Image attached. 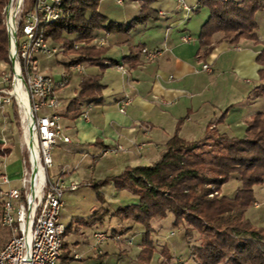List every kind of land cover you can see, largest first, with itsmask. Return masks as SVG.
Returning <instances> with one entry per match:
<instances>
[{"label":"crops","instance_id":"crops-1","mask_svg":"<svg viewBox=\"0 0 264 264\" xmlns=\"http://www.w3.org/2000/svg\"><path fill=\"white\" fill-rule=\"evenodd\" d=\"M183 3L155 0L151 5L159 13L158 19L147 20L129 32L95 29L93 44L102 43L106 47L103 67L80 62L83 70L79 71L71 65L68 84L56 93L59 104L55 111L70 140H60L53 147L55 158L60 160L53 175L65 182L79 183L69 193H75L83 185L94 186L109 179L99 186L103 200L96 197L87 219L100 207L104 210L101 219L107 217L112 222L109 237L99 253L93 247V232L100 228H92L82 215L78 219L68 216L66 224L59 213V220L65 226L60 264L85 258L96 264H122L121 261L140 264L137 256L142 241L135 243L133 239L143 232L144 226L132 219H119L113 214V206H109L117 203L118 208L136 203L137 197L126 189L115 188L110 179L127 167L155 162L175 133L179 120L177 133L185 140L203 137L211 126L228 136L242 137L247 120L264 109V96L252 95L260 83L257 57L264 58L263 31L256 26L258 41L249 38H241L235 44L220 41L208 55H201L198 34L204 18H197L193 27L188 23L198 12L199 2L183 0ZM98 9L109 20L126 24L138 14L140 4L130 0H101ZM143 47L157 49L159 54L148 60L141 53ZM203 63L209 65L208 70L202 69ZM119 64L125 71L117 67ZM7 71V62L0 60V89L6 86L3 75ZM90 75L100 76L103 89L97 98L82 101L76 116L67 104L77 94L82 79ZM125 97L129 103L121 112L120 100ZM11 107L0 105V143L9 140L5 131L11 125L7 115ZM113 144H120L125 150L102 156V150ZM97 164H103L102 168L96 170ZM88 166L90 173L85 170ZM253 206L258 208L260 203L255 201ZM152 238H155L153 232Z\"/></svg>","mask_w":264,"mask_h":264},{"label":"trees","instance_id":"trees-1","mask_svg":"<svg viewBox=\"0 0 264 264\" xmlns=\"http://www.w3.org/2000/svg\"><path fill=\"white\" fill-rule=\"evenodd\" d=\"M7 1L0 0V60L8 63V37L1 16ZM100 1L62 0V17L44 26L45 36L61 46L67 71L80 62L103 67L106 47L90 43L95 29L129 32L159 17L151 5L155 0H130L138 1L140 9L134 18L123 24L109 20L99 11ZM198 2L209 12L198 34L201 55H208L214 48L215 33H220L222 41L229 44L241 38L258 41L254 16L258 10H264V0ZM33 3L34 0H27L25 11ZM79 43L82 45L76 46ZM257 61L260 83L254 87L252 95L264 96V58L257 57ZM99 77L85 76L77 94L68 102L67 108L74 110L76 116L82 101L101 94L103 84ZM14 114L18 117L16 109ZM179 124L180 120L155 162L127 167L110 179L115 188L126 189L137 197L136 203L119 206L113 212L121 220L132 219L144 226L137 261L148 264L154 252L150 221L171 213L175 226L188 225L185 227L187 235L192 227L204 232L201 243L190 246L191 258L197 264H264V226L257 227L245 217L246 210L255 202L254 185L264 183V109L247 120L242 137L228 136L211 126L203 137L185 140L177 133ZM2 152L9 153L10 149L2 148L0 143V155ZM234 175L240 182L235 195H219L221 186ZM108 181L105 179L102 184ZM102 184L93 186L101 201L103 195L98 188ZM96 220L85 222L92 224Z\"/></svg>","mask_w":264,"mask_h":264},{"label":"built area","instance_id":"built-area-1","mask_svg":"<svg viewBox=\"0 0 264 264\" xmlns=\"http://www.w3.org/2000/svg\"><path fill=\"white\" fill-rule=\"evenodd\" d=\"M177 1L184 5L183 0ZM61 4L62 0H35L25 11L24 0H8L3 10L10 71L3 75L6 86L0 89V105H14L25 155L18 184L12 183L4 161H0V264H60L65 231L59 220L62 197L65 191H74L79 185L48 173L52 148L60 140H70L55 111L59 104L56 93L68 84L70 75L63 72L60 79H54L39 62L41 56L61 51L44 34L46 24L62 17ZM141 53L148 60L159 54L157 49L146 47ZM82 64L73 67L82 71ZM117 67L125 71L123 65ZM202 69L208 70L209 65L203 63ZM128 103V97L121 99L119 111L124 112ZM123 150L122 145L113 144L101 155ZM93 238V247L101 253L107 233L96 230Z\"/></svg>","mask_w":264,"mask_h":264},{"label":"rangeland","instance_id":"rangeland-1","mask_svg":"<svg viewBox=\"0 0 264 264\" xmlns=\"http://www.w3.org/2000/svg\"><path fill=\"white\" fill-rule=\"evenodd\" d=\"M26 5H27V0H24V7ZM194 14L195 15L193 19L188 22L190 24V27H193V25L195 26L196 23L195 20L197 18L198 19L204 18V20L207 18V16L209 15L208 8L205 6H200L198 12H195ZM1 16H3L2 12H1ZM254 17L257 21V28L261 29L264 34V10H259V12ZM221 38L222 35L220 33H215L213 34L212 37L215 43L222 41ZM49 42H51L52 44L54 43L57 46H60L58 45V43L54 42L51 38H49ZM90 43L94 45L93 38ZM80 45L82 44L79 43L76 46H80ZM65 59L66 57L62 55V48H61V51L56 55H52L48 57L47 56L40 57L39 60L40 67L46 73H51L55 77H60L61 72L69 73L68 71L64 70L65 68L63 61ZM9 67L10 66L8 64V71H10ZM14 110L15 108L11 107L10 110L7 112V115L10 118L9 121L11 125L9 126L8 131L7 132L5 131V133H6V138H8L9 140H7L5 144L1 142L2 148L4 147L10 149V154L2 152V154L0 155V161H4L6 165V172L10 177V179L12 180V183L18 184V178L20 177L22 160L25 155V150L21 146V130H20L19 116L17 117V115L14 114ZM5 125L6 127L8 126V124L6 123ZM55 152L56 150L52 148L51 150L52 165L48 169V173L50 175L53 174V172H55L58 169V164L60 162V160L55 158ZM4 154H8V155L5 157H1L4 156ZM102 166L103 164H97L95 168L96 170H99L100 168H102ZM85 170L86 172L89 173L91 172L89 166L85 167ZM239 187H240V182L236 178V175L231 176L230 179L221 186L219 195H226L228 197H233ZM253 189H254L255 201H258L260 203V207L255 208L252 204L246 210L245 217L248 218L253 225L260 227V226H264V183L259 185H254ZM62 200L65 205L64 207L61 208L60 213H61V219L63 220L64 223L66 224L68 223L69 221L68 216L71 215H73L75 218L77 217V219L80 217V215H82L84 217L83 220H88L87 218L89 217L91 212L90 207L94 202L97 201L95 188L93 186L83 185L75 193H69L68 191H65L63 193ZM109 206H113V209L116 210L118 204L114 203ZM103 213L104 210L99 207L98 209L92 212L89 220L92 218L93 220L97 219L95 223H92L91 227L100 228L98 230L105 231L107 234H109V231L111 229L110 226H112L111 224L112 222L110 223L107 217L101 219ZM173 219H174L173 215L171 213H168L163 218H154L152 220L151 227L153 229L151 228V234L153 232V237H155L152 238L154 244V252L152 253L148 264H170L176 261L177 262L182 261L186 264H197L191 258L190 246L199 245L201 243L204 232L200 229H196L192 227L190 228L191 230L190 234L187 235L185 233V227H187L188 225L186 224L184 226H175L173 224ZM90 230L91 229H89V231ZM142 233L143 232L136 234V237H134L133 242L136 243L142 241ZM63 239H64V235H63ZM122 242H124V239H122L121 242H119L120 246H123ZM104 245L105 244H103V246ZM110 245L112 246L111 242ZM132 249L134 250L135 248L132 247ZM165 251L169 253L170 257L167 256ZM160 254H161V261L159 262ZM86 260L87 258L80 261L72 260L69 262V264H96L93 261H86ZM121 263L127 264L126 262H122V261Z\"/></svg>","mask_w":264,"mask_h":264},{"label":"bare ground","instance_id":"bare-ground-1","mask_svg":"<svg viewBox=\"0 0 264 264\" xmlns=\"http://www.w3.org/2000/svg\"><path fill=\"white\" fill-rule=\"evenodd\" d=\"M17 89H19V88H17Z\"/></svg>","mask_w":264,"mask_h":264}]
</instances>
